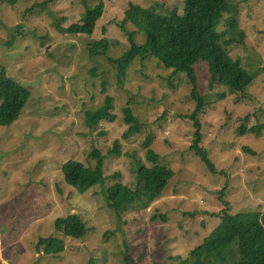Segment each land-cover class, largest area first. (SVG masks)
<instances>
[{"label": "rangeland", "instance_id": "rangeland-1", "mask_svg": "<svg viewBox=\"0 0 264 264\" xmlns=\"http://www.w3.org/2000/svg\"><path fill=\"white\" fill-rule=\"evenodd\" d=\"M100 1H0V71L32 93L19 121L0 128V264H181L219 227L225 201L232 216L264 209V129L248 132L264 125V0H231L243 37L229 52L255 78L244 94L213 83L207 62L195 65L198 91L207 97L200 145L216 173L191 149L197 102L186 73L152 54L135 57L124 75L116 63L130 49L119 23L131 3L182 14L184 0H102L93 36L61 32ZM102 40L107 49L94 56L92 44ZM136 42L145 44L146 36ZM106 98L113 121L91 129L89 115ZM128 107L140 129L125 138ZM150 149L173 178L149 209L118 217L106 190L116 181L134 187L140 164L154 166ZM94 151L104 158L105 182L81 193L61 168L72 159L95 167ZM72 214L87 228L84 239L55 228Z\"/></svg>", "mask_w": 264, "mask_h": 264}, {"label": "trees", "instance_id": "trees-1", "mask_svg": "<svg viewBox=\"0 0 264 264\" xmlns=\"http://www.w3.org/2000/svg\"><path fill=\"white\" fill-rule=\"evenodd\" d=\"M0 1L11 7L25 2V0ZM46 5V3L43 4V6ZM184 5L182 14L176 9L163 14L131 3L125 12L124 20L119 23L121 31L128 37L130 49L116 60V63L119 73L124 75L135 57H146L152 54L175 73H186L193 86L192 97L197 102L193 116L196 132L191 149L210 170L216 173L217 167L211 160L209 152L200 145L202 133L198 116L206 108L207 97L198 91L195 65L199 61L207 62L213 83L230 85L240 94L246 92L255 78L240 61L234 60L229 52V48L240 43L243 37L231 0H184ZM103 10L104 4L101 0L87 10L80 23L72 24L61 32L70 36H93ZM225 13H231V16L226 21L227 30L221 33L219 29ZM128 26L134 31L130 32ZM141 35L146 36V43L143 45L136 42V38ZM106 49V40L94 42L91 53L94 56L102 55ZM31 97V91L22 83L8 77L6 70L2 68L0 71V128L10 127L18 122ZM111 107V99L106 98L102 107L89 115V127L95 129L103 122L113 121V117H109ZM124 115L125 122L129 125L125 138H129L132 133L139 132L140 125L129 107L124 109ZM263 129L264 125L248 132L260 134ZM240 132L247 133L244 127L240 129ZM147 144L151 147L152 142L148 141ZM117 146L116 143L115 151L119 153ZM93 153L97 160L95 167L85 166L72 159L64 163L61 168L65 182L81 193H86L105 182L104 158L98 151ZM148 158L154 166L140 164L137 169V183L134 187L122 181H116L107 188V205L118 217L129 209H149L164 195L169 186L173 178L172 170L160 163V156L152 149L148 153ZM116 176L119 178L120 174ZM221 194L225 195L226 190H223ZM224 203L226 209L219 214L221 219L219 227L181 264H264V209L257 213H240L232 216L229 212L230 204L227 201ZM163 219L167 220L165 217ZM55 228L65 237L76 240L84 239L87 235L85 224L75 214L66 219H58ZM126 264H128V258H126Z\"/></svg>", "mask_w": 264, "mask_h": 264}]
</instances>
